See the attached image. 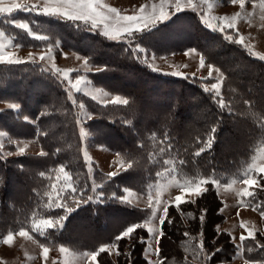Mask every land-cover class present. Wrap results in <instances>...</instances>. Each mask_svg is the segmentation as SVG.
<instances>
[{
    "label": "trees",
    "instance_id": "trees-1",
    "mask_svg": "<svg viewBox=\"0 0 264 264\" xmlns=\"http://www.w3.org/2000/svg\"><path fill=\"white\" fill-rule=\"evenodd\" d=\"M32 19L39 24L35 27L29 21L32 30L50 31L49 42L60 41L98 67L88 73L94 85L129 103L101 104L71 95L64 82L41 64L0 63V102L11 104L0 110V131L11 151L4 155L0 148V237L19 230L33 233L34 220H48L52 227L47 226L43 236L33 233L41 244L80 249L87 245V250L96 252L118 243L123 254L118 256L114 248L112 255L105 248L98 257L100 264H147L148 231L141 225L147 209L131 207L122 198L123 190L148 191L168 165L176 176L200 179L220 173L225 180L250 161L264 143V60L220 32L194 28V42L200 43L192 48L222 73L217 95L207 87L211 80L153 72L135 51L139 42H115L78 20L44 14ZM1 28L13 44L37 46L24 30ZM83 105L86 118L91 116L84 123L88 140L124 158L128 169L110 177L88 162L77 127L82 118L78 108ZM14 139L34 142L45 155L15 154ZM256 179L264 183V174ZM252 191L255 197L248 196L246 205L257 210L264 203V188L257 184ZM185 201L179 210L169 204L172 222L159 225V264L232 261L235 245L228 232L217 229L225 217L212 182L204 184L202 194ZM57 202L62 206L56 207ZM137 224L141 227L131 239L115 241ZM257 242L264 244V218L263 231L242 244L245 260L264 264V248Z\"/></svg>",
    "mask_w": 264,
    "mask_h": 264
},
{
    "label": "rangeland",
    "instance_id": "rangeland-1",
    "mask_svg": "<svg viewBox=\"0 0 264 264\" xmlns=\"http://www.w3.org/2000/svg\"><path fill=\"white\" fill-rule=\"evenodd\" d=\"M163 2L164 10L168 13V18L158 21L153 25L136 32L131 35L119 31L120 24L117 23L114 14L108 13V8H116L122 15L139 14L141 6H146L145 14H150L152 6L155 5L157 11ZM104 8H97L107 19L97 21L93 25L91 20L84 21L93 28H98L104 35L115 42H124L127 45L135 46V51L140 53V58L153 71L158 74L168 75L175 78L178 77H196L209 81L207 87L217 94V90L213 89V83L218 84L219 91L221 86L222 73L217 67L212 66V74L209 76V65L204 61L199 51L192 48L193 44L199 45V40L194 42V28H205L208 31L220 32L229 42H234L243 38L242 43H236L252 57L260 60L264 57V0H245L244 6L241 7L237 2L231 3V0H192V5L188 4V0H180V11H176V0H99ZM27 4L29 7L33 4L40 11H25L19 8L14 9L12 13H0V50L2 53L12 60H21L23 63L41 64L44 68L51 70L62 80L70 94H81L98 103H112L113 100L123 99L121 95L110 93L104 88L98 87L91 82L88 73L95 72L98 67L90 63L88 58L71 51L63 46L60 41L55 39L49 42L50 31H37L29 27L30 21L33 26L38 27V22L33 19L36 14L43 15L45 6L56 7L55 0H0V8H11L13 5ZM16 14V16H15ZM45 15V14H44ZM49 16V15H48ZM60 17L62 19L71 20L60 15H50ZM234 20V27L228 28L226 25L222 27V19L227 22ZM46 21V18H43ZM19 23L27 24L28 29H23L31 40L37 42V46L33 45H15L12 38L6 35L1 26L17 27ZM143 27V26H142ZM19 28V27H18ZM31 33V34H30ZM231 36L232 39H228ZM144 42L141 43L140 39ZM138 50V51H137ZM185 52L188 55H185ZM201 55V56H200ZM43 56L44 59H40ZM163 57V58H161ZM204 60V58H203ZM15 64V63H3ZM68 76L65 77L64 73ZM76 79H81L80 90L77 91L71 87ZM219 95V94H217ZM72 101H74L72 96ZM11 104L1 103L0 110L9 107ZM78 112L81 119L78 122V131L80 137L84 141V155L88 162H93L102 172L116 174L129 168L130 163L116 153L105 149L99 145L94 146L88 138L90 133L86 129V110L83 106H79ZM4 133L0 131V148L4 155H10L11 151L6 147L4 141ZM89 142H88V141ZM15 144L13 152L15 154H35L40 153L39 147L32 141L12 140ZM21 149L23 151L21 152ZM264 167V143L261 144L254 152L251 160L243 163L242 167L234 170L222 180V174L207 175L200 179H191L176 176L175 170L168 165L165 169H161L157 174V179L150 184L148 191L137 192L130 189H124L123 200L131 207L139 209H147V218L141 222V225L148 231L146 249L144 255L147 264H159L157 255V238L159 236L160 217L164 215V207L169 204H175V197L183 195L184 200H193L197 195H184L181 189L195 188L199 185L204 189L207 181L212 182L216 193L222 201L221 213L225 220L217 226L218 230H224L230 234L235 245V255L232 261L227 264H255L247 261L242 256V242L240 237L243 235L248 237V232L254 234L257 231H263V215L257 210L248 207V196L242 197L241 193L248 187L243 181L249 177L256 179L260 173L259 169ZM202 181L204 183H202ZM56 194L50 195V197ZM151 199V206H149ZM249 205V204H248ZM32 217V216H31ZM41 220L36 219L31 223V230L37 235L43 236V231L47 227ZM151 230V231H149ZM25 231L26 236H20L19 233ZM33 233L27 230H19L17 232H7L0 237V264H93L91 261V253L93 251L84 249L70 248L68 246L58 245L56 248L48 247L38 242ZM12 235V239L5 243L7 237ZM47 248L48 253L45 257L43 249ZM65 249L61 252L60 249ZM114 255V248L105 246ZM145 249V250H146Z\"/></svg>",
    "mask_w": 264,
    "mask_h": 264
},
{
    "label": "snow or ice",
    "instance_id": "snow-or-ice-1",
    "mask_svg": "<svg viewBox=\"0 0 264 264\" xmlns=\"http://www.w3.org/2000/svg\"><path fill=\"white\" fill-rule=\"evenodd\" d=\"M237 2L240 4L241 7H243L245 0H231V3H233V4H235ZM55 4H56V7L45 6L42 10L43 14H45V15H60V16L67 17L71 20H84V21L91 20L93 25H95L97 21H104L107 19V17L102 15V13L100 11H97V8H104V5L100 4L99 0H55ZM188 4L192 5V0H188ZM175 7H176V11L181 10L180 0H176ZM17 8H19L20 10H25V11H40V9H38L35 4L31 5L30 7L27 4H21V5H13L11 8H0V13H3V12L12 13L13 10L17 9ZM145 8H146V6H141L139 9V14H134V15H122L116 8H108L107 11H108V13L115 15V19H116L117 23L120 24L119 31L131 35L133 33V31L139 32V31L143 30L144 28H147L148 26L155 24L158 21H163V20L168 18V13H166L164 10L163 2L160 6L159 11H157L156 6L153 5L151 13L147 14V15L145 14ZM234 20H235V18H233L232 22H227V21H224L222 19L221 25H222V27L226 25L228 28H232V27H234ZM17 27L23 28V29H28L27 24H24V23H19L17 25ZM0 35H2V33H0ZM228 39L231 40L232 37L229 36ZM242 41H243V38H240V39L236 40L235 42L236 43H242ZM185 55H188V53L185 52ZM161 58H163V57H161ZM40 59H44V57L41 56ZM261 59H264V57H261ZM5 62L6 63H16V64L23 63V61H21V60L10 59L9 57H7L6 55H4L2 53V50H0V63H5ZM203 65H204V60L202 58L201 59V66H203ZM208 67H209V76H211L212 66L209 65ZM64 75H65V77H67L68 73L65 72ZM69 83L71 84V87L73 89H76L77 91L80 90L81 79H76L75 83H72L71 81H69ZM211 87L213 89H216L217 94H219L218 84L213 83L211 85ZM74 103H75V101H74ZM112 103L127 105L129 102L127 99H119L118 98L116 100H113ZM213 132H215V129H213ZM209 147H211L210 142H209ZM22 151H23V149H21V152ZM40 155H45V153L41 152ZM259 171L261 174H264V167H261L259 169ZM59 172L63 173L64 169L60 168ZM115 175H116L115 172L109 173L110 177L115 176ZM64 179H65V182H67L68 176L66 173L64 175ZM202 183H204V182L202 181ZM243 183L248 187H246L243 190V192L241 193L242 197H245V196L255 197V193L252 191V187L257 185V184H260V187L264 188V183H260V181L258 179H254L252 177L245 179L243 181ZM53 187L55 188V185ZM181 191L184 193V195H193V194L200 195L203 193V189L199 185H197L195 188L181 189ZM59 192H60V190L57 189L58 195H59ZM186 202L187 201L184 200L183 195H178L175 197V207L178 210L180 209V206ZM61 206L62 205L57 202L56 207H61ZM149 206H151V199H149ZM169 207H170V205H166L164 207V215L160 217V223L161 224H164L166 220L169 224L172 222L171 219L168 217ZM261 207H264V203L257 205V210H259ZM203 211L205 212V209ZM219 211H223V209L221 208V209H219ZM261 215H264V211L261 212ZM201 219L203 220V216L201 217ZM42 223L48 227H52L51 221H42ZM139 227H141V225H139V224L128 227L125 231H123V233L121 235L116 236L115 241L119 242L125 237L131 239L132 238L131 234H133L135 229L139 228ZM149 231H151V230H149ZM19 235L20 236H26V235H28V233L25 231H21L19 233ZM248 237L254 238V233L249 231ZM11 239H12V235L10 234L7 237V240H5V243L10 241ZM141 239L143 240V238H141ZM245 239H246V237L243 235L240 237V240L242 243ZM257 246L260 248H264V244H260L259 242H257ZM109 247L116 248L118 256L123 254L119 249L118 243H113V244L109 245ZM60 251L64 252L65 249L61 248ZM105 251H106V249L104 247H101L98 251L91 253V261L93 262V264H100L98 257H100V255L102 253H104ZM145 251L150 252L151 249L149 248V249H146ZM156 251L157 252L160 251L159 246H157ZM47 253H48V249L44 248L43 254L45 257L47 256ZM149 264H151V262H149Z\"/></svg>",
    "mask_w": 264,
    "mask_h": 264
}]
</instances>
